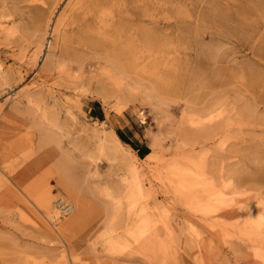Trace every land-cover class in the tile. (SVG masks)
<instances>
[{
	"label": "rangeland",
	"instance_id": "1",
	"mask_svg": "<svg viewBox=\"0 0 264 264\" xmlns=\"http://www.w3.org/2000/svg\"><path fill=\"white\" fill-rule=\"evenodd\" d=\"M0 67V264H264V0H0Z\"/></svg>",
	"mask_w": 264,
	"mask_h": 264
},
{
	"label": "bare ground",
	"instance_id": "2",
	"mask_svg": "<svg viewBox=\"0 0 264 264\" xmlns=\"http://www.w3.org/2000/svg\"><path fill=\"white\" fill-rule=\"evenodd\" d=\"M61 3V2H60ZM50 24L47 26V28H49L50 29ZM52 26H54V25H52ZM52 28V27H51ZM51 30V29H50ZM59 33H60V30H59ZM58 33V34H59ZM50 34H52L51 32H50ZM54 37V36H53ZM56 37V36H55ZM60 39H61V37H60ZM56 40V39H55ZM39 45V44H38ZM50 45H51V43H50ZM51 47V46H50ZM50 47H49V49H50ZM52 48V47H51ZM53 56V55H52ZM97 57V56H96ZM111 58V57H110ZM128 59V58H127ZM107 61V60H106ZM109 61H111V60H109ZM143 61V60H142ZM54 62V61H53ZM49 65H50V62L48 63ZM54 64V63H53ZM52 64V65H53ZM57 64V63H56ZM138 64V63H137ZM55 65V64H54ZM108 67H106V66H104V68L106 69V68H109V70L110 69H112V71H114L115 73H117V75L119 76V75H123V73H124V71H125V69H126V67L128 68V69H131L132 67L131 66H129V65H124L123 63H119L118 61H115V60H113V61H111L110 62V64L108 63ZM136 66V65H135ZM148 66V65H147ZM154 66H156V65H154ZM2 67V66H1ZM0 67V68H1ZM50 67V66H49ZM80 67H83V65H80ZM150 67V66H149ZM154 68V67H153ZM146 69H147V67H146ZM152 69V68H151ZM157 69V68H156ZM156 69H155V71H156ZM47 70V69H46ZM147 70H149V68L147 69ZM52 71V70H51ZM146 71V70H145ZM154 70L153 71H150L151 73L152 72H155ZM113 72V73H114ZM4 74V73H3ZM143 74H145V73H143ZM148 74H150V73H148ZM2 75V74H1ZM124 75H127V74H125L124 73ZM142 75V74H141ZM146 75V74H145ZM129 76V75H128ZM138 76V75H137ZM140 76V75H139ZM3 77V76H2ZM1 77V78H2ZM5 77V76H4ZM123 77V76H122ZM131 77H132V75H131ZM144 76H142L141 78H143ZM146 77V76H145ZM111 79H112V77H110ZM110 78H109V80H110ZM119 78V77H118ZM129 78V77H128ZM3 79V78H2ZM117 79V78H116ZM120 79V78H119ZM123 79V78H122ZM131 79V78H130ZM144 79V78H143ZM114 80V79H113ZM118 80V79H117ZM132 80V79H131ZM116 81V80H115ZM123 81V80H122ZM121 81V82H122ZM120 82V83H121ZM152 94V93H151ZM151 94H150V96H151ZM149 97V96H148ZM150 98V97H149ZM154 98V97H153ZM151 99V98H150ZM157 99V98H156ZM16 114V113H15ZM13 116H15V115H13ZM19 117V116H18ZM44 118L46 119V120H48V118H47V114L46 113H44ZM50 123H51V120L49 121ZM7 125H8V123H6V122H4V125H1V127H3L4 129H5V127H7ZM56 125V124H55ZM53 127V126H52ZM54 128H56V127H54ZM45 131H47V129L45 130ZM49 131V130H48ZM1 135V134H0ZM4 136H5V138L6 137H8V136H10V134L8 135V136H6L5 134H4ZM3 136V137H4ZM11 137V136H10ZM1 139H3L2 137H0ZM8 139V138H7ZM54 138H50V145H51V143L52 144H54V145H52L51 146V148L53 147V146H55L57 143H58V146L61 144V141H60V143H59V141L55 144V143H53L54 142V140H53ZM56 141L58 140V139H55ZM61 140V139H60ZM44 144V143H43ZM100 144V147H101V149L102 150H108V151H110V153H112L111 155H113L114 154V156L116 155L117 156V158L119 157V158H121V159H125V161L127 160V161H131L130 160V157L127 155V154H129V152L127 153L126 151H128V150H130L131 148L128 146V145H125L122 141H121V139L119 138V136L117 135V134H115V133H111V134H109V135H106L104 138H101V142L99 143ZM61 146H62V144H61ZM61 146H59L58 148H56V151L57 150H59V148L61 149L62 147ZM56 147V146H55ZM54 147V148H55ZM50 148V150H52ZM53 148V149H54ZM49 150V149H48ZM50 150L48 151V152H50ZM101 150V151H102ZM126 150V151H125ZM56 151H54V154H53V156L55 155V154H57L58 155V153H56ZM60 151H62V150H60ZM53 152V151H52ZM68 152V151H67ZM66 151H65V153H67ZM64 153V155L66 156V154ZM98 153H99V151H98ZM50 154V153H49ZM51 154V155H52ZM68 154V153H67ZM130 154H131V152H130ZM63 155V154H62ZM61 154H60V156L61 157H63ZM56 156V155H55ZM52 157V156H51ZM68 157V156H67ZM57 158H59V156H57L55 159L57 160ZM113 158V157H112ZM51 159V158H50ZM53 159V158H52ZM63 159V158H62ZM60 160V161H65V160ZM64 159H67V160H69L68 158H65L64 157ZM115 159V158H114ZM66 160V161H67ZM119 160V159H118ZM51 161V160H50ZM65 161V164L67 163V164H69L68 163V161L66 162ZM124 161V162H125ZM55 162H57V161H55ZM54 162V163H55ZM126 163V162H125ZM57 164H58V162H57ZM61 164H63V163H61L60 162V165ZM67 164L65 165V168H62L64 171H65V169L67 168V167H69L70 166V164L67 166ZM64 165V164H63ZM128 165V164H127ZM61 169V170H62ZM69 170V169H68ZM64 171H62L63 173H64ZM136 172V170L134 169V168H131L130 170H129V174H130V178H132L131 179V181H129V180H125V179H123V181H124V183L127 185L126 186V192H125V195H124V197H123V199H124V202H125V204L127 205V208H128V211H129V215H131V213H133V214H135V219L133 220V223H131L129 226H127V228L124 230V235H126V236H128L127 237V239L126 240H129V241H131V240H133L134 242H138V241H140V240H148L147 238H148V236H149V234H150V232H151V230H152V223H151V220H150V218L148 217V215H147V212H146V209H145V207L144 208H142L140 211H139V213H138V211H137V206H138V202L140 201V199H141V197H140V189H139V187H138V185L135 183V177H134V173ZM67 173V172H66ZM71 173V172H70ZM1 174V173H0ZM15 174H16V172H15ZM14 174V175H15ZM128 174V175H129ZM66 177H69V176H67V174L66 175H64L63 176V180H62V183H63V185L66 187V184L68 185V183L69 182H67V180H69V179H67ZM15 178V177H14ZM62 178V177H61ZM71 179V178H70ZM69 181H71V180H69ZM1 182V181H0ZM36 182H39V178L37 179V178H35L34 176L33 177H31V178H29L26 182H24V187L26 186H30L29 188L31 189L32 187V185H34V183H36ZM47 183H49L50 184V182L48 181ZM46 183V184H47ZM0 184H2V183H0ZM17 184V183H16ZM77 184H78V182H77ZM14 185V184H13ZM22 185H23V183H22ZM73 185V184H72ZM69 186V185H68ZM19 187V186H18ZM13 188V187H12ZM8 189V188H7ZM46 190L44 191V192H42L38 197L39 198H37V197H35V198H37L36 200H39L40 202H44L45 203V207H43V209L44 210H46L48 213H49V218L53 221V223L55 224L54 226L55 227H57L58 229H60V228H62L63 226H64V224L65 223H67V218H65L64 220H62L61 221V217H65L66 216V214L64 213V212H61L57 207L56 208H53V210L51 209V204H52V201H53V198H52V196L50 195V187L49 188H45ZM1 190V189H0ZM2 192V191H1ZM0 195H1V193H0ZM113 199H117V198H113ZM35 200V199H34ZM35 200V202H37ZM42 200V201H41ZM118 204V203H117ZM114 216V215H113ZM48 217V216H47ZM117 219V217H113L112 218V225H113V221L114 220H116ZM50 229V228H49ZM147 237V238H146ZM126 240H124V241H126ZM143 240V241H144ZM129 241H128V243H129ZM149 241H151V240H149ZM141 243V242H140ZM140 243L138 244V245H140ZM143 243V242H142ZM145 243V242H144ZM149 243V242H148ZM152 243V242H151ZM151 243H149V246L151 245ZM130 244H132L131 242H130ZM147 244V243H146ZM121 245V243L119 244V245H117V246H115V248H118V246H120ZM138 245H137V247H138ZM148 245V244H147ZM122 246H124L123 244H122ZM148 246V247H149ZM135 247H136V245H135ZM146 247V246H145ZM123 248V247H122ZM163 249V248H162ZM143 250V249H142ZM148 253V252H147ZM147 253H145V255L147 256L148 254ZM144 255V256H145ZM145 256V257H146ZM149 256V255H148ZM147 256V257H148Z\"/></svg>",
	"mask_w": 264,
	"mask_h": 264
},
{
	"label": "trees",
	"instance_id": "3",
	"mask_svg": "<svg viewBox=\"0 0 264 264\" xmlns=\"http://www.w3.org/2000/svg\"><path fill=\"white\" fill-rule=\"evenodd\" d=\"M118 135H119L120 139H121L124 143L133 146V144H132L129 140H127L122 134H118Z\"/></svg>",
	"mask_w": 264,
	"mask_h": 264
}]
</instances>
